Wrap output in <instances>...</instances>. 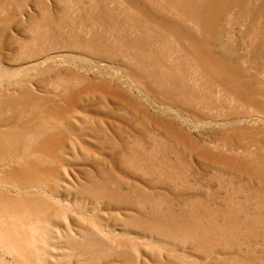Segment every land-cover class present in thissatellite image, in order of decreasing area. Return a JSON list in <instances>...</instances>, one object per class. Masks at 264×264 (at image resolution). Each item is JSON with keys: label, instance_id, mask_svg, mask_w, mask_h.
<instances>
[{"label": "rangeland", "instance_id": "obj_1", "mask_svg": "<svg viewBox=\"0 0 264 264\" xmlns=\"http://www.w3.org/2000/svg\"><path fill=\"white\" fill-rule=\"evenodd\" d=\"M0 264H264V0H0Z\"/></svg>", "mask_w": 264, "mask_h": 264}]
</instances>
